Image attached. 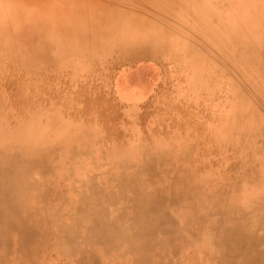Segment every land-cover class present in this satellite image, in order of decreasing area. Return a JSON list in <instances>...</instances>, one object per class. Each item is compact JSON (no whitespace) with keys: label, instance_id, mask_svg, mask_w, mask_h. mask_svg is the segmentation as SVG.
Instances as JSON below:
<instances>
[{"label":"rangeland","instance_id":"374dc122","mask_svg":"<svg viewBox=\"0 0 264 264\" xmlns=\"http://www.w3.org/2000/svg\"><path fill=\"white\" fill-rule=\"evenodd\" d=\"M1 1L0 26L7 8L28 21L21 26L27 31L14 24L16 34L0 43V146L23 138L25 129L40 146L59 145L26 174L52 195L45 207L31 204L49 232L26 244L27 264H190L199 251L225 256L237 224L261 229L264 177L243 178L238 191L220 195L201 187L176 199L179 211L168 201L170 188L151 196L144 179L153 169L136 161L142 152L150 160L184 158L194 176L226 182L229 190L238 179L225 180L228 172L256 174L264 144L232 134L227 117L243 110L244 118L253 112L264 120V86L229 27H244V16L264 0ZM102 11L114 19L95 18ZM55 14L80 26L82 15L91 16L100 31L93 39L71 36L68 17L51 19ZM53 37L62 39L58 46L48 43ZM257 49L264 53V44ZM11 164L27 167L17 157ZM6 206L0 200V214ZM18 217L27 218V210ZM21 259V250L0 248V264Z\"/></svg>","mask_w":264,"mask_h":264},{"label":"bare ground","instance_id":"6f19581e","mask_svg":"<svg viewBox=\"0 0 264 264\" xmlns=\"http://www.w3.org/2000/svg\"><path fill=\"white\" fill-rule=\"evenodd\" d=\"M2 6L6 7L2 5L1 1L0 7ZM98 15H95V18H105L106 21L110 19L106 17L108 14L105 13V11H102L101 14ZM54 16L55 17L50 16V18L59 20L68 17L69 26L65 28V32L71 36L92 38L100 31V28L97 27L100 26V21L97 19L94 20V18L88 15H82L81 18L83 22L81 26L77 24L78 22L76 19L68 15L55 14ZM244 19V27L239 28L232 25L229 27V31L235 38V45L238 46L237 49L240 50L247 68L256 73L259 82L264 86V53L259 52L257 49V45L264 44V5L255 7L251 14L249 13L247 16H244ZM4 21V26H0V43L4 44L6 40L11 37V34H16L17 31L12 27L14 24L20 27L19 31H27L26 26L22 27L24 31L21 29V26L24 21H28V17L24 16L21 12L17 13L7 8ZM35 31L38 34L47 35L46 28L44 27H36ZM47 37L49 36L47 35ZM48 39H52L48 43H52L55 46H58L62 40L56 37ZM243 112L245 111L241 110L237 118L227 117L229 131L241 139H249L251 143L256 144L254 147L262 146L261 144H264V120H262L260 115L253 112L249 115V118H244ZM3 129L4 128L0 124V136L5 132ZM20 135H23L25 138L16 137L11 141V144H6L4 147L0 146V175L8 173L6 176H0V200L4 199L7 204L6 213H3V215L0 214V226L5 227L3 230L0 229V248L2 247L3 250L10 249L13 253L21 250L22 259L20 263L17 262L19 264H27L30 255L25 249L26 244H29L33 237L42 238L43 235L49 232L46 219L37 216V213L31 209V204L33 202H39L37 205L38 208L45 207L46 201L52 198V195L48 192L44 181H30L26 178V174L28 177L30 176L28 168L33 165L31 163L36 162L38 165H42L51 154L57 153L59 145L49 143L51 146H40V137L32 136L26 129L22 130ZM16 157L26 163V169L14 167L11 164L12 160ZM135 157H137L136 153ZM27 161L30 163L28 164ZM257 163L259 169L256 174L253 175L246 174L242 168H237L238 170L232 173L228 172L225 176V180L238 179L237 185L229 190V188L226 187V182L217 186L213 179L209 177L203 178L199 175H197V177L194 176V173L192 174L189 172L188 161L184 158H182L180 163L166 161L163 157L150 160L145 158L142 152L136 161V164L142 168L153 169L149 178L144 179L146 188L151 189V196L154 195V188H170L173 197L168 201L179 211L180 208L176 203L178 197L187 196L188 194L195 195V193H198L202 188H206V190L216 188L213 192L216 195H220L226 190L227 193L231 190L234 192L235 190L238 191L241 179L264 177V151L259 153V160ZM154 168L158 170V173L154 174ZM133 172L134 174H138L135 170ZM172 174L175 175L173 176ZM10 179H12V183H10ZM134 182L135 184H141L136 178ZM42 192H46L47 196H42ZM44 197H46V199H44ZM225 198L229 199V197ZM23 209L27 210V218L20 219L18 217V211ZM28 211L30 212V216ZM50 217L49 213L47 219ZM257 220L261 223V229H254V223H243L240 225L237 224L236 227H233L231 231L228 232L227 235L230 240V245L226 248L227 253H225V256L214 258L206 252L199 251L188 259L189 263L196 264L197 261H202L206 264H223L221 262H229V264H264V244L263 246L261 245L264 242V236L256 231L261 230V233L263 232L264 218L259 217ZM21 233H24V238L20 240V242L14 243L13 240L7 243V237L15 235L20 237ZM22 250L24 251L23 254ZM233 253L240 255L239 261L229 259ZM14 264H16V262H14Z\"/></svg>","mask_w":264,"mask_h":264}]
</instances>
